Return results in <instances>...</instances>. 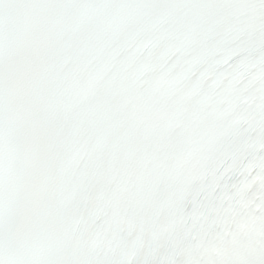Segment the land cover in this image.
<instances>
[{
	"label": "snow or ice",
	"instance_id": "snow-or-ice-1",
	"mask_svg": "<svg viewBox=\"0 0 264 264\" xmlns=\"http://www.w3.org/2000/svg\"><path fill=\"white\" fill-rule=\"evenodd\" d=\"M0 264H264V0H0Z\"/></svg>",
	"mask_w": 264,
	"mask_h": 264
}]
</instances>
